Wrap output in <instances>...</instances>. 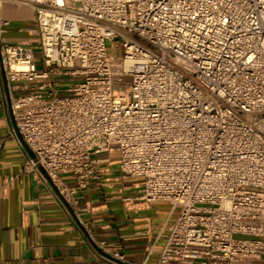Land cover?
<instances>
[{"label": "built area", "instance_id": "obj_1", "mask_svg": "<svg viewBox=\"0 0 264 264\" xmlns=\"http://www.w3.org/2000/svg\"><path fill=\"white\" fill-rule=\"evenodd\" d=\"M6 8L33 41L5 38ZM0 56L23 169L82 227L118 147L139 199L177 212L157 264H264V0H0Z\"/></svg>", "mask_w": 264, "mask_h": 264}, {"label": "crops", "instance_id": "obj_2", "mask_svg": "<svg viewBox=\"0 0 264 264\" xmlns=\"http://www.w3.org/2000/svg\"><path fill=\"white\" fill-rule=\"evenodd\" d=\"M18 11L23 15L8 17L5 38L24 44L37 29L31 10ZM2 71L0 65V264H116L99 252L101 241L120 245L124 263L157 264L177 212L167 202L139 199L143 179L123 177L110 153L99 170L110 187L80 195L88 222L82 227L36 174L24 171Z\"/></svg>", "mask_w": 264, "mask_h": 264}, {"label": "water", "instance_id": "obj_3", "mask_svg": "<svg viewBox=\"0 0 264 264\" xmlns=\"http://www.w3.org/2000/svg\"><path fill=\"white\" fill-rule=\"evenodd\" d=\"M3 70V69H2ZM3 73V71H2ZM12 120H13V117H12ZM13 125L15 126V122L13 120ZM20 140L22 141V138L19 136ZM23 143V141H22ZM26 150L28 151V153L30 154V156L32 158H35L34 154L27 148V146H25ZM41 173L43 174V176L47 179V181L51 184V186L53 187L54 191L58 194V196L60 197L61 201L63 202V204L65 205V207L68 209V211L74 215V211L73 209L68 205V203L66 202V200L60 195V193L58 192V190L56 189V187L54 186V184L52 183V181L50 180L49 176L47 175V173L45 172V170L40 167L39 168ZM99 252L104 256L106 257L107 259L111 260L112 262L116 263V264H127V263H124V262H120L116 259H114L113 257H111L110 255L108 254H105L104 252H102L101 250H99Z\"/></svg>", "mask_w": 264, "mask_h": 264}, {"label": "rangeland", "instance_id": "obj_4", "mask_svg": "<svg viewBox=\"0 0 264 264\" xmlns=\"http://www.w3.org/2000/svg\"><path fill=\"white\" fill-rule=\"evenodd\" d=\"M109 51H110V54H111V55H117V53H116L115 50H114V44H113V43H110V44H109ZM36 54L38 55V53H36ZM37 65H38L37 67H38L39 69H41V65H40V63L37 64ZM58 84L63 85L62 82H58ZM121 88H124L126 91H129V89H130L129 86H125V87H121ZM61 94H64V92L61 93ZM111 150H112V151H111V158H112V160H113V161H117V160L120 158L119 148H118V147H113Z\"/></svg>", "mask_w": 264, "mask_h": 264}, {"label": "bare ground", "instance_id": "obj_5", "mask_svg": "<svg viewBox=\"0 0 264 264\" xmlns=\"http://www.w3.org/2000/svg\"><path fill=\"white\" fill-rule=\"evenodd\" d=\"M5 15L7 17H16V16H22L23 12H20L16 10L15 8H6Z\"/></svg>", "mask_w": 264, "mask_h": 264}]
</instances>
